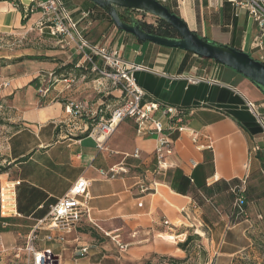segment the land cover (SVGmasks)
<instances>
[{"label":"crops","instance_id":"0c3cea01","mask_svg":"<svg viewBox=\"0 0 264 264\" xmlns=\"http://www.w3.org/2000/svg\"><path fill=\"white\" fill-rule=\"evenodd\" d=\"M41 1L46 0H19L25 11ZM87 1H66L86 40L100 47H120L125 60L143 67L135 72V78L147 98L194 108L193 117L176 139L165 170L155 171L157 135L139 134L132 120L120 123L100 150L85 132L83 115L67 110L77 100L86 106L98 104L88 91L90 85L80 83L85 75L76 81L70 74L68 81H59L44 102V96L31 85L66 65L79 68L86 64L87 52L80 49L76 35L69 39L51 36L40 25L44 19L41 11L35 9L23 23L16 3L0 2V85L7 84L0 89V120L5 123L0 125V169H7L0 174V236L4 244L0 264H27L25 248L33 233L37 234L36 250L53 264H169L168 258L184 260V264H264V197L257 196L264 189V182L260 183L264 181V127L250 108L252 104L263 117L262 91L242 74L216 66L204 69L200 62L179 75L184 51L140 43L108 19L90 20L84 16L90 7ZM223 5L216 11L221 13ZM197 11L203 37L234 45L233 26L229 36L209 39L206 35L204 15L213 10L205 1L186 4L180 15L194 30ZM239 14L234 11L237 19ZM254 38L250 54L258 59L261 53L253 48ZM239 48L248 51L244 33ZM26 56H46L61 63L23 60ZM188 74L204 80L190 84L184 77ZM224 76L228 79L223 80ZM193 132L198 135L196 143ZM256 148L259 151L255 152ZM136 150L139 158L134 157ZM119 168L127 173L110 179L112 169ZM175 170L190 179L195 176L198 184L210 187L217 183L219 190L213 186V196H204V205L198 206L191 197L158 180V175L165 177ZM80 177L91 182V200L88 212L72 232L38 229L39 221L18 211L19 202L36 211L43 207L36 196L20 197L21 185L40 191L38 197L46 195L58 201ZM233 181L238 184L231 185ZM244 182L253 198L244 215L233 216L231 197ZM225 184L229 190L222 188ZM195 236L199 239L180 247ZM117 241L127 246L124 252ZM83 248L87 249L84 254Z\"/></svg>","mask_w":264,"mask_h":264},{"label":"built area","instance_id":"2783aa9c","mask_svg":"<svg viewBox=\"0 0 264 264\" xmlns=\"http://www.w3.org/2000/svg\"><path fill=\"white\" fill-rule=\"evenodd\" d=\"M167 7L171 6L173 9L179 12L188 3H196L197 1H205L209 10H219L224 3H229L236 16L239 12H244L247 18L252 20L256 25L257 34L253 41L254 50H258L259 61L264 63V0H157ZM40 10L44 19L41 21V26L46 27L49 30L51 36H61L66 39L73 37L75 34L79 40L80 49L86 54V64L79 68L84 69L86 65L90 64V72L99 76L95 81L98 87H104L105 84L102 81H112L115 89H117L121 96L117 106L108 104L105 107V112L100 110V120L97 125L89 128V124L86 125L85 132H88L92 136L98 145L100 150L105 149L106 141L116 131L120 123L126 120H132L137 126L138 133H155L157 135V145L155 149V156L157 160L158 171L165 170L169 167L167 159L173 154L174 145L176 139L172 137L175 133H181L188 127L182 125L183 118L177 116L183 112L182 109L176 107H161L156 101L147 98L145 91L139 86L135 78V72L143 69L142 66L132 64L125 60L122 55L120 47L107 48L100 47L91 44L84 39L77 29L76 23L71 18V14L66 10L61 0H46L36 4L35 7L30 9V12L34 10ZM135 15H141L140 22H147L154 27L158 26V22L154 19L153 22L145 20L149 15L143 13H132ZM84 16H88L86 13ZM151 17V16H150ZM94 57H98L99 60L95 61ZM100 61L103 66H100ZM86 71L88 69H85ZM196 71V70H195ZM55 72L43 75L40 77L39 94L46 96L49 93V87L52 82H58L57 77L54 76ZM190 84L196 85L202 82L204 79L195 76L194 74H188L184 76ZM68 81V80H67ZM7 84H1L0 89L6 87ZM80 105H69L67 110L70 114L79 115ZM250 108L256 112L260 118V122L264 127V118L260 117L255 107L250 104ZM2 110L3 107H0ZM77 109V110H76ZM95 116H92L94 118ZM176 120V122H175ZM194 142H198L197 133L193 132ZM259 151V148L254 150ZM140 151L136 150L134 153L135 158H139ZM113 176L110 179H115L119 173H127L124 168L117 170L112 169ZM104 176L108 177L107 172H103ZM91 182L83 177L76 180L68 192L60 198L51 208L47 216L38 222V229L48 230L51 232H72L77 226L83 216L88 212L89 202L91 200L90 195ZM245 192L246 184L242 183L235 191L236 196L234 201V208L240 210V214L244 215L243 207L245 206ZM166 226H170L168 221L164 222ZM107 236H109L107 234ZM35 238L37 234L33 233L28 240V244L25 251L28 254L27 264H53V262L45 256L44 253L36 250L34 246ZM118 237L113 238V240ZM118 242V241H117ZM119 244V248L124 252L127 248L126 245ZM0 249H4V244L0 236ZM87 249L83 248L82 253H86Z\"/></svg>","mask_w":264,"mask_h":264},{"label":"trees","instance_id":"16d2710c","mask_svg":"<svg viewBox=\"0 0 264 264\" xmlns=\"http://www.w3.org/2000/svg\"><path fill=\"white\" fill-rule=\"evenodd\" d=\"M64 7L66 8V10L68 11V5L66 3L67 0H61ZM0 2H14L16 3L20 9L21 12L23 13V23H27V21L29 20L30 15L33 13L30 12V9L32 8V6L25 11V9L21 6L19 0H0ZM90 4V7H88L86 9V12L88 13V16L90 18V20H94V21H101L103 19H108L113 25L114 22L111 19V17L99 6L95 5L94 3L87 1ZM167 8L174 14L181 16L180 12L176 9H173V7L168 6ZM40 11V10H37ZM69 12V11H68ZM128 10H119V14L121 16V18L125 21L128 22ZM131 13H136L138 14V12H132ZM145 15V14H144ZM220 18H216V24L221 26V29L223 32H229V27L233 26V42L234 45H232V47L236 48L237 50H241L239 48V43L242 41L243 38V33L244 30L242 28L236 29V24L238 19L236 18V16L234 15V9L232 8V6L229 3H224L223 8L221 13L219 14ZM200 16V13H199ZM72 18V15H71ZM201 18V16H200ZM220 20H221V24H220ZM158 22V26L154 27L152 24H149L147 22H140L143 29L150 33V34H154V35H158V36H162V37H167V38H178V34L177 32L170 27L169 25L165 24L164 22L160 21V20H156ZM75 23V22H74ZM200 36V35H199ZM134 40L137 41L136 37L131 36ZM201 37V36H200ZM204 40L208 41L206 37H202ZM23 60H36V61H45V62H55V63H61V60L59 59H53V58H49L46 56H26L24 58H22ZM95 61H98L99 58L98 57H94ZM102 61H100L101 63ZM196 62H200V64L203 66L204 69H206L207 67H210V65H213L214 67H221L222 65H220L219 63H217L216 61H211V60H207V59H203L200 57L195 56L193 53L191 52H185V57L183 59V61L180 64V67L178 69V74L182 75L184 72H188L190 71L193 67L194 64ZM213 63V64H212ZM100 66H103V64L101 63ZM80 69L78 67H75L71 64L66 65L64 68H61L59 70H57L54 74L55 77H57L58 82L59 81H64V80H69V75H78L79 77L82 75H86L87 72H90L91 69V65L88 64L86 65V69H88L86 72H82L80 73ZM41 79L38 78L36 80H34L31 85L34 86L37 90L40 88L41 84H40ZM58 82H52L50 84L49 87V93L54 89V87L56 86V84ZM46 99V97L42 98V101L44 102ZM161 107H176V106H172V105H168V104H164L161 102H157ZM179 109H182L183 112H181L177 118L182 117L183 118V123L182 125H186L188 127V122L190 121V119H192L193 115H192V111L194 108L191 107H176ZM100 120V116H95L94 118H88L87 123L89 124V128L91 129L93 126L97 125L98 122ZM176 122V120H175ZM5 123L3 121L0 120V125H4ZM179 133H175L172 135V137L174 139H177L179 137ZM7 169L6 168H2L0 169V174L5 173ZM155 171L158 172V168L157 166L155 167ZM160 176L158 178V180L166 183L167 185H169V187L176 193L184 195V196H189L193 199V201L198 205V206H203L204 205V196L209 198L211 196H213L214 192L213 191V186H217V190H219V186L216 184H214L213 186L208 187L206 183L204 184H198V182L195 179V176H193L191 179L184 176L183 172L180 170H175V171H168L165 175V177H163L162 175H158ZM238 181H233L231 183V185H237ZM20 191L18 195L21 194L23 196H25V194H28V196L30 197L31 195L36 196V198H38L40 200L41 205L43 206L41 209L36 211V208H34L33 206L30 205H26L21 206L20 202L18 204V211L24 215V216H32V219H34L35 221H39L41 219H43L49 212L50 208L57 202L54 199H48V197L46 195L42 196L40 195L38 197V193H40V191L34 189V188H29V186L27 185H21L20 187ZM222 188H225L226 190H229L228 185H224ZM42 193V192H41ZM232 195V194H231ZM234 198V195L232 196ZM19 198V197H18ZM245 202L247 205L249 202V196L247 195L246 198V194H245ZM230 208L233 212V216H235L236 213V209L233 207V205H230ZM5 221V220H3ZM92 236L98 238V235L92 231L91 232ZM199 237L195 236L193 238H188L187 241L185 242V244L180 245L181 248H186V246L188 245L189 242H191L192 240H198ZM168 263L169 264H184L185 261L184 260H177L174 258H168Z\"/></svg>","mask_w":264,"mask_h":264},{"label":"water","instance_id":"95a60500","mask_svg":"<svg viewBox=\"0 0 264 264\" xmlns=\"http://www.w3.org/2000/svg\"><path fill=\"white\" fill-rule=\"evenodd\" d=\"M102 8L113 20L115 26L134 37L140 43H152L167 49L191 52L194 55L213 60L222 66L233 69L250 80L264 94V63L254 59L243 50L206 41L190 28L182 16L172 13L157 0H90ZM119 10H128V22H125ZM132 12L147 14L172 27L178 38H167L146 32L140 20L133 17Z\"/></svg>","mask_w":264,"mask_h":264},{"label":"rangeland","instance_id":"374dc122","mask_svg":"<svg viewBox=\"0 0 264 264\" xmlns=\"http://www.w3.org/2000/svg\"><path fill=\"white\" fill-rule=\"evenodd\" d=\"M68 9V8H67ZM197 27H193L192 28L194 29V31L200 35L201 37H203V24H202V19L200 18L199 16V12L197 11ZM220 12H215V11H211L210 13L209 12H206L205 15H204V21H205V29H206V35L208 36V38H216V37H226V36H229V33L227 32H223L222 29H221V26L220 28L217 26L216 24V18H220L219 15ZM133 17H135L136 19H138L139 17H141V15H135L133 14ZM72 19L73 21L75 22L73 16H72ZM154 17H146L145 20L148 21V22H153L154 21ZM192 24V22H190ZM220 24H221V20H220ZM193 25V24H192ZM238 26H240L241 28H243L244 30V38H245V42L247 44V47H248V51H246L248 54H250V45H251V42L253 40V37L255 36L256 34V25L255 23L250 20V19H247V16L243 13V12H240L239 14V17H238ZM78 28V26H77ZM79 29V28H78ZM80 31V30H79ZM80 34L82 35V37L84 39H86L85 35L83 32L80 31ZM75 36V34H72ZM76 37V36H75ZM211 41V40H209ZM219 44V42H217ZM254 59L257 60V55L256 56H253L252 54H250ZM210 66H213V65H210ZM225 71L227 72H232L233 74H238L237 72H235L233 69L231 68H228V67H225V66H221ZM73 78L76 79H80L78 75H73ZM99 78L98 75L96 74H93V73H88L85 75V78L84 80H81L80 83H86L88 85H90V87H88V91L93 94L94 98L96 96V100H97V105H93V107L91 106L90 102H89V106L87 105H84L83 104V101H79L77 100L76 102H74V104L76 105H80V113L83 115V118L82 119H85L86 123H87V120L88 118H92V116H100L102 113L100 112V110L103 111V114L105 112V107L106 105L108 104H111V105H114V106H117L118 103H119V100H120V92L115 89L114 85H113V82L112 81H109V80H106V81H102L105 86L104 87H98L97 84H96V80ZM228 78L226 76L223 77V80H227ZM95 94V95H94ZM89 100V99H88ZM91 100V99H90ZM77 110V109H76ZM261 113H264L261 112ZM79 116V115H78ZM263 118H264V115H263ZM263 148H264V141H263ZM262 156L264 157V153H262ZM264 169V168H263ZM261 180H263L261 178ZM262 182L264 181H260L261 185H262ZM263 188V187H261ZM249 190V187H246V198H247V195L249 196V202L252 201V198L253 196L250 195V191ZM259 193L257 194L258 197L260 198H263L264 197V189L263 190H260L258 191ZM234 195V198L231 197V202H232V205L234 207V201H235V194ZM232 195V196H233ZM243 210L244 212L247 211V205H245L243 207ZM242 216L240 214V210H236V213H235V216ZM109 239V238H107ZM96 240H100L102 242V238H96Z\"/></svg>","mask_w":264,"mask_h":264},{"label":"bare ground","instance_id":"6f19581e","mask_svg":"<svg viewBox=\"0 0 264 264\" xmlns=\"http://www.w3.org/2000/svg\"><path fill=\"white\" fill-rule=\"evenodd\" d=\"M186 6V5H185Z\"/></svg>","mask_w":264,"mask_h":264}]
</instances>
